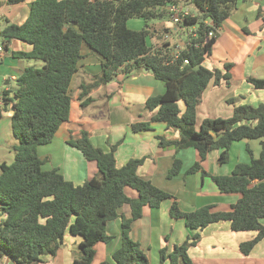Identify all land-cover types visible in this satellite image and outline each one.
Segmentation results:
<instances>
[{"label": "trees", "instance_id": "1", "mask_svg": "<svg viewBox=\"0 0 264 264\" xmlns=\"http://www.w3.org/2000/svg\"><path fill=\"white\" fill-rule=\"evenodd\" d=\"M246 1L185 0L198 14L180 26L190 33L186 47L178 54L169 43L151 48L148 41L153 33L150 24L170 18L168 7L181 0H33L22 25L7 22L0 31L6 49L12 41H21L32 50L14 54L43 65L25 68L16 87L1 95V110L11 109L12 135L18 142L14 163H0L1 258H8L11 264H46L45 258L55 257L70 234L81 239L74 264H93L97 244L114 239L107 231L108 224L121 219V247L112 255V263L101 264H150L140 243L131 237L132 224L142 218L145 207L160 208L167 201L172 202L170 216L183 219L190 233L183 243L161 249L160 264H195L190 248L197 245L205 228L221 223H228L233 232H256L252 240L240 245L242 254L252 252L264 239V103L237 104L231 99L232 117L207 118L196 130L197 108L210 82L230 85L232 78V64H225L224 71L209 70L203 64L212 55L223 24ZM257 16L264 28V11L259 9ZM131 19H142L145 26L133 30L128 26ZM210 32L213 37H209ZM84 44L103 64L100 75L83 85L82 96L110 83L121 68L125 72L153 69L165 92L148 99L146 107L155 113L150 122L137 123L134 129L151 131L154 122H162L179 132L177 139L157 136L159 147L195 149L199 160L189 173L201 172L212 178L221 193L239 195L231 210L214 212L212 206H205L183 212L174 196L139 175L144 158L132 159L119 168L117 146L108 152L95 147L86 130L71 131L68 142L87 161L97 163L98 173L93 178L78 184L66 180L57 168H43L45 160L38 148L51 143L71 118L70 88L83 59ZM247 82L255 90H264L263 79L249 78ZM245 140L261 141L258 158L249 149L250 162L237 164L230 175L212 176L204 169L209 153L219 151V165L225 166L233 145ZM181 168L182 161L176 158L168 178L178 175ZM131 191L136 196L129 195ZM124 206L131 210L129 218L121 213Z\"/></svg>", "mask_w": 264, "mask_h": 264}, {"label": "crops", "instance_id": "2", "mask_svg": "<svg viewBox=\"0 0 264 264\" xmlns=\"http://www.w3.org/2000/svg\"><path fill=\"white\" fill-rule=\"evenodd\" d=\"M0 2L1 31L7 22L22 25L30 14L33 0L18 5H8L7 0ZM243 3L245 4L239 5L236 11V14L240 13L237 16L235 13L232 14L223 24L212 55L203 64L209 70H223L225 64L233 62L235 66L231 68L233 76L230 85L224 81L220 85H215L214 81H211L204 91L201 104L197 108V131L207 118L232 117L234 107L229 101L233 95L236 96L234 94L236 90L231 91V81L232 84H245L241 92L245 91L250 98L256 96L258 103L251 105L264 103V90H255L247 82L249 78L264 80V28L262 20L257 16L259 9L264 11V0L258 2L248 0ZM180 4L189 8L194 16L198 14L195 7L187 5L185 0H181ZM165 18L168 22L161 19L150 24L153 33L148 41L149 46L158 48L164 43H169L175 51L184 49L188 30L174 26L168 16ZM128 26L139 31L143 29L145 22L142 19H131ZM0 42L3 41L0 39ZM31 50L30 45L14 40L0 56V96L5 91L14 89L23 70L35 64L32 61L19 59L14 53ZM82 54L83 59L79 62L78 71L73 77L70 88L71 118L60 127L51 143L38 148L39 156L45 160L43 168L45 170L57 168L66 180L78 184L93 178L98 173L97 163L87 161L81 151L68 142L71 131L86 130L90 132L91 142L95 147L108 152L112 146H117L115 156L119 168L132 159L144 158L145 162L139 168V175L174 196L183 212L205 206H212L214 212L231 210L232 205L240 199L239 195L221 193L212 178L203 176L201 172L189 173L199 160L195 149L175 151L159 147L157 136L177 139L179 132L168 128L162 122H154L151 131L134 129L137 123L151 121L155 112L147 110L146 102L149 98L160 96L165 92L164 83L158 80L154 73L145 69L148 67L133 69L131 72H125L121 68L117 77L110 83L88 91L83 97V85H89L93 77L100 75L103 60L86 44L82 46ZM75 99L76 107L73 106ZM246 100L244 95H240L236 103L246 104ZM225 103L231 105L232 109H226ZM180 108L184 111L183 102H180ZM10 110V108L0 110V127L2 123H7L4 118H10L9 129L12 132ZM5 137L7 138V134ZM253 141L255 140L235 143L231 150L235 146L239 152L238 147L241 146L242 155L250 149L256 158V153L261 152V141L260 145H256ZM219 156V151H212L203 165L212 176L230 175L236 165L242 162L238 154L237 162L232 167L230 164L221 166L218 161ZM176 157L182 161L181 171L173 178H168V172ZM248 159L251 160L250 155ZM129 195L136 196L132 191ZM171 203L167 201L160 208L145 207L142 218L132 224L131 237L140 243L150 264H160L161 249L183 243L190 233L183 219H174L170 216ZM121 213L129 218L131 216L129 206H124ZM121 224V219L108 224L107 231L114 239L107 244H97L93 264L112 263V255L122 244ZM256 234V232H233L228 223L210 225L202 231L197 245L190 248L189 255L195 264H264V239L249 255H244L240 251L241 243L252 240ZM80 242V238L68 234L59 252L52 258H57L64 249L79 252ZM50 257L45 258L46 264H52ZM8 264L11 262L8 261Z\"/></svg>", "mask_w": 264, "mask_h": 264}, {"label": "rangeland", "instance_id": "3", "mask_svg": "<svg viewBox=\"0 0 264 264\" xmlns=\"http://www.w3.org/2000/svg\"><path fill=\"white\" fill-rule=\"evenodd\" d=\"M253 1L258 2L259 0H252V2ZM244 4L245 3L242 2L239 5L241 6V5H244ZM193 11H195V10H193ZM236 11H234L233 14L234 13L236 14ZM246 11H248V10H246ZM238 14H236V16ZM241 19H242V17H241ZM164 21L168 22L167 18H164ZM32 63L33 64L35 63L38 67H42V65H43V63L41 61H37V62L32 61ZM229 64H231V63H229ZM234 66H235V64L233 62L232 63V68ZM224 70H225V68L223 67L222 71H224ZM237 70L240 71L239 68H237ZM244 85L245 84H242V83L240 85H238L236 83L232 84V81H231V87H232L231 91L234 92V90H236L234 92V94L236 96L234 97V95H233V98L232 97L231 98L234 99L235 101H237L240 98V95H242V96L244 95V98H247V100L245 101L246 104H248V103L257 104L258 101H257V98H256L255 95L251 96V98H250L245 91L241 92V88L243 89ZM76 103H77V100L75 99L74 103H73L74 104L73 106L76 107ZM212 107H214V106H212ZM224 107L226 109H229V110L232 109V106L228 105V103H225ZM147 110H149V109L147 108ZM9 119L10 118H7V117L4 118V120L7 121V123L6 124L2 123L1 127H0V163L6 162L8 165H12L14 163V161H15L14 147L18 144V142L14 139V137L12 135V132H10V129H9V123H10L9 121L10 120ZM6 134H7V138L5 137ZM253 142L256 143V145H257V144L260 143V140H255ZM238 148H239V152H238V149L235 146L231 150L229 162L226 165L230 164V167H232L235 164V162H237L238 154H239V158H240V156L242 158V159H240L242 161L241 162L242 164H247V163L250 162L249 159H248L249 151H245L246 153L242 155L241 146H239ZM166 150H175V151H177L176 149H173V148L166 149ZM260 151H261V146H260ZM259 156H260V153H256V158H258ZM176 158H178V157H176ZM173 163H174V161H173ZM173 163L171 165V168L173 167ZM171 168H170V170H171ZM170 170H169V172H170ZM169 172H168V174H169ZM78 256H79V252H74V251H69L68 249H64L63 252L61 254H59V256L57 258H52V257H50V258L53 261L52 264H74V260L76 258H78Z\"/></svg>", "mask_w": 264, "mask_h": 264}, {"label": "built area", "instance_id": "4", "mask_svg": "<svg viewBox=\"0 0 264 264\" xmlns=\"http://www.w3.org/2000/svg\"><path fill=\"white\" fill-rule=\"evenodd\" d=\"M168 11L170 14V20L172 22V24L176 27H180L183 25L185 19L190 18V17H194V15L192 14L191 10L187 7H184L183 5H181L180 3L178 4H173L170 5L168 7ZM190 33V32H189ZM188 33V35H189ZM195 36V32L192 33ZM214 33L210 32L209 33V37H213ZM6 52V47L4 45L3 42H0V56L3 55ZM180 52V50H176V53L178 54ZM187 62V61H186ZM3 100H2V96H0V110L3 107ZM8 261H10L8 258H1L0 257V264H8Z\"/></svg>", "mask_w": 264, "mask_h": 264}, {"label": "water", "instance_id": "5", "mask_svg": "<svg viewBox=\"0 0 264 264\" xmlns=\"http://www.w3.org/2000/svg\"><path fill=\"white\" fill-rule=\"evenodd\" d=\"M196 69H198L199 68V66H197V67H195ZM146 70H148V71H151L152 73H154V70L153 69H150V68H145Z\"/></svg>", "mask_w": 264, "mask_h": 264}]
</instances>
